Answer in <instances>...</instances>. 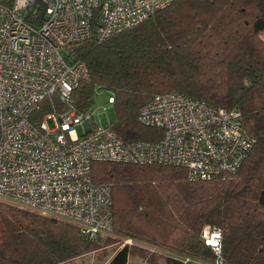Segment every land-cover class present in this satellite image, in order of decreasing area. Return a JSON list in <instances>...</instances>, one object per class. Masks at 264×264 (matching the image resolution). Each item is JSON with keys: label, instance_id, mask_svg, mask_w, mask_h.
<instances>
[{"label": "trees", "instance_id": "16d2710c", "mask_svg": "<svg viewBox=\"0 0 264 264\" xmlns=\"http://www.w3.org/2000/svg\"><path fill=\"white\" fill-rule=\"evenodd\" d=\"M62 55L89 72L72 92L71 109L91 113L95 91L110 92L115 122L107 127L126 143L162 137L140 124L138 113L158 95L176 92L238 109L256 144L235 174L213 180L190 181L172 166L94 163L92 180L111 187L113 211L112 232L96 240L74 222L0 199V264H71L98 250L102 238L118 247L107 264H128L130 257L212 264L205 227L221 232L225 264H264V0H176L134 27L67 46ZM53 110L66 108L46 98L32 122L38 126Z\"/></svg>", "mask_w": 264, "mask_h": 264}, {"label": "built area", "instance_id": "2783aa9c", "mask_svg": "<svg viewBox=\"0 0 264 264\" xmlns=\"http://www.w3.org/2000/svg\"><path fill=\"white\" fill-rule=\"evenodd\" d=\"M174 1L0 0V198L74 222L96 240L112 232L113 211L111 187L92 180L94 163L172 166L190 181L224 178L241 168L256 140L238 109L176 92L158 95L140 109L138 121L162 137L126 143L111 128L93 126L91 113L70 107L89 72L81 61L67 62L63 49L105 40ZM49 97L66 110L49 112L36 126L32 116ZM201 237L212 264H225L221 232L205 227Z\"/></svg>", "mask_w": 264, "mask_h": 264}, {"label": "rangeland", "instance_id": "374dc122", "mask_svg": "<svg viewBox=\"0 0 264 264\" xmlns=\"http://www.w3.org/2000/svg\"><path fill=\"white\" fill-rule=\"evenodd\" d=\"M110 92L104 90H97L94 94L95 108L91 110L93 117V126L107 127L115 122V114L112 105L108 103ZM46 124L49 129H54V124L51 120H47ZM77 136H81L84 133V127L79 125L75 128ZM3 199V198H0ZM71 222V221H70ZM107 235V233L105 234ZM104 235V236H105ZM100 247L98 250L92 253H88L82 257H78L71 264H106L112 254L118 248L113 244H105L104 239L98 240ZM163 256L171 255L169 252L161 251ZM160 262V261H159ZM128 264H149L142 258L130 257Z\"/></svg>", "mask_w": 264, "mask_h": 264}, {"label": "crops", "instance_id": "0c3cea01", "mask_svg": "<svg viewBox=\"0 0 264 264\" xmlns=\"http://www.w3.org/2000/svg\"><path fill=\"white\" fill-rule=\"evenodd\" d=\"M127 243L129 244V243H131V242H130V241H127ZM109 260H110V259H109ZM109 260H108V261H109ZM108 261H107V263H108ZM107 263H106V264H107Z\"/></svg>", "mask_w": 264, "mask_h": 264}, {"label": "water", "instance_id": "95a60500", "mask_svg": "<svg viewBox=\"0 0 264 264\" xmlns=\"http://www.w3.org/2000/svg\"><path fill=\"white\" fill-rule=\"evenodd\" d=\"M95 108V105L92 106L91 110H93Z\"/></svg>", "mask_w": 264, "mask_h": 264}, {"label": "clouds", "instance_id": "9594fccd", "mask_svg": "<svg viewBox=\"0 0 264 264\" xmlns=\"http://www.w3.org/2000/svg\"><path fill=\"white\" fill-rule=\"evenodd\" d=\"M216 235H217V238H219V233H217Z\"/></svg>", "mask_w": 264, "mask_h": 264}]
</instances>
